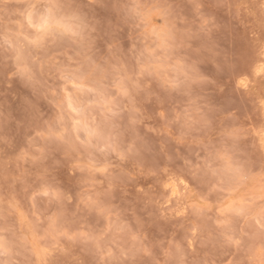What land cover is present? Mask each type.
<instances>
[{"label": "clouds", "instance_id": "obj_1", "mask_svg": "<svg viewBox=\"0 0 264 264\" xmlns=\"http://www.w3.org/2000/svg\"><path fill=\"white\" fill-rule=\"evenodd\" d=\"M0 264H264V0H0Z\"/></svg>", "mask_w": 264, "mask_h": 264}]
</instances>
